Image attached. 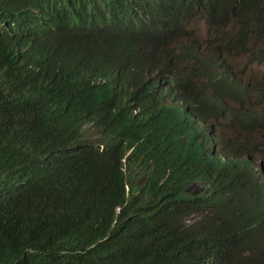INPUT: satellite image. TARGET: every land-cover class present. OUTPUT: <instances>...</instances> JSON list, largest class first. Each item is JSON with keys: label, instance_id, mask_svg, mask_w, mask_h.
Segmentation results:
<instances>
[{"label": "trees", "instance_id": "16d2710c", "mask_svg": "<svg viewBox=\"0 0 264 264\" xmlns=\"http://www.w3.org/2000/svg\"><path fill=\"white\" fill-rule=\"evenodd\" d=\"M144 1L0 0V264H264V204L252 201L233 167L199 160L203 177H230L213 182L225 190L220 201L227 212L187 224L197 205L212 202L199 203L180 182L166 183L153 200L149 192L135 193L141 188L136 185L126 194L120 175L82 159L99 154L88 147L93 140L85 127L103 136L85 121L107 126L128 107L130 86L145 87L136 76L142 49L129 44L133 11ZM239 1L163 0L162 17L179 20L198 9L216 25L242 9L261 17L247 3L235 12ZM103 7H109L116 30L90 37L85 20ZM54 13H66L77 24L75 32L54 38ZM61 22L68 25L63 16ZM246 24L242 16L239 27ZM196 60L192 74L219 81L214 60ZM116 85L121 92L115 99ZM221 91L226 94V88ZM232 100L242 103L237 93ZM160 102L134 105L153 112L155 122L145 130L162 125ZM240 119L243 132L252 130L249 116ZM256 191L264 195V183Z\"/></svg>", "mask_w": 264, "mask_h": 264}, {"label": "clouds", "instance_id": "9594fccd", "mask_svg": "<svg viewBox=\"0 0 264 264\" xmlns=\"http://www.w3.org/2000/svg\"><path fill=\"white\" fill-rule=\"evenodd\" d=\"M242 3L256 7L261 17L253 9L240 10L236 18L229 17L234 33L226 37L219 35L218 30L223 21L217 25L210 22L208 13L202 9L185 12L179 20H175L163 18L166 17L163 0H146L137 6L130 23L133 40L129 44L142 49L139 55L140 73L136 76L142 78L145 87L140 89V82L135 87L130 86L128 107L115 112L107 126H96L91 120L85 121L101 130L103 136L85 127L84 134L93 140L88 147L99 154H86L82 157L83 161L103 165L108 172L120 175L126 194L136 185L141 188L135 193L149 192L146 197L153 200L152 196H156L154 192L166 183L176 186L180 182L199 203L212 202L207 207L197 205L190 213L187 224L207 217H222L227 212L220 201L226 200L225 190H218L213 182H230V177L221 172L203 177V163L199 160L221 167H233L252 201L264 204V195L256 191L264 183V166L258 157V153L264 151L260 149L259 140L249 138L251 132L254 135L253 127L257 122L264 120V111L258 109L251 113L247 108L264 101V82L259 80L253 86L243 82V68L233 67L227 59L230 53H243V67L252 65L264 71V46L259 42L264 39V0L235 2V12ZM207 7L210 9L209 4ZM62 16L68 21L65 27L61 22ZM62 16L59 13L51 16V32L56 39L69 36L77 29V24L66 13ZM242 16L247 24L239 27ZM114 21L109 7H103L85 20L84 27L90 37H105L115 32ZM196 27L204 28V32L211 30L214 38L202 41L201 36L193 34ZM251 32L257 33L258 37L245 41ZM168 49L170 54L166 56ZM186 52L189 55L181 56ZM127 58L136 60L135 54L131 53L127 54ZM196 59L214 60L219 81L214 80L213 83L207 75L192 74L197 66ZM114 87L113 97L116 99L121 88L117 85ZM221 88H226V94ZM236 93L241 104L232 100ZM252 93L257 100L253 99ZM158 98L163 114L162 125H157L154 131L145 130L146 125L155 122L153 112L134 105L154 102ZM193 100L203 105L201 108L207 114L195 107ZM244 114L250 117L248 125L252 129L245 132L241 129L240 119ZM233 127L241 129L236 136L225 132ZM78 138H74V143ZM132 197L134 194L130 193ZM119 212L120 207L116 213Z\"/></svg>", "mask_w": 264, "mask_h": 264}, {"label": "rangeland", "instance_id": "374dc122", "mask_svg": "<svg viewBox=\"0 0 264 264\" xmlns=\"http://www.w3.org/2000/svg\"><path fill=\"white\" fill-rule=\"evenodd\" d=\"M186 24H189V22H186ZM219 35L223 36H231L234 33V27L232 26V19L226 18L223 20V22L220 23V26L218 27ZM193 34L197 36H201L202 41H206L208 39L214 38L212 31L208 30V32H204V28L202 27H196L193 30ZM258 37V34L255 32H251L248 34L245 41L256 39ZM264 46V39H261L259 41ZM229 63L233 67L237 68H243L244 73L242 75L243 82L248 83V85L253 86L255 85L259 80L264 82V71L261 72L259 68H256L252 65L243 67L245 57L243 53L240 54H234L230 53L227 57ZM253 99H256L254 96V93H252ZM257 100V99H256ZM247 106V104H245ZM251 113L256 112L258 109L264 111V101H261L257 103L254 107H247ZM239 131H241L240 127H233L231 130L225 131L227 134L231 136H236ZM254 135L252 136V139L254 141L260 142V149L264 151V123L257 124L253 127ZM258 157L260 158V164L264 166V152H259Z\"/></svg>", "mask_w": 264, "mask_h": 264}]
</instances>
